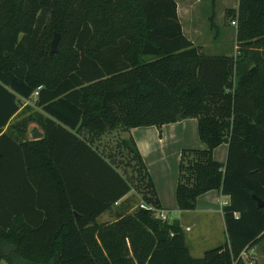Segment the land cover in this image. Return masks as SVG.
<instances>
[{"label":"trees","instance_id":"16d2710c","mask_svg":"<svg viewBox=\"0 0 264 264\" xmlns=\"http://www.w3.org/2000/svg\"><path fill=\"white\" fill-rule=\"evenodd\" d=\"M177 8L176 0H0V263L258 264L243 253L264 241V0H239L226 11L238 23L237 56L195 46ZM37 90L43 113L12 122ZM189 117L198 118L207 148L182 153L179 209L194 210L210 190L230 196L228 240L202 258L192 256L177 219L140 206L100 223L132 186L71 131L98 137ZM32 124L42 138H29ZM57 133L73 139L95 169H67ZM227 135L221 163L213 151ZM122 145L139 168L131 178L141 201L161 208L136 143Z\"/></svg>","mask_w":264,"mask_h":264},{"label":"crops","instance_id":"0c3cea01","mask_svg":"<svg viewBox=\"0 0 264 264\" xmlns=\"http://www.w3.org/2000/svg\"><path fill=\"white\" fill-rule=\"evenodd\" d=\"M176 2L178 5V15L184 34L194 43L195 46L201 47L204 51V45L198 41L199 28L196 27V19H194V16L186 14L188 12L186 4L183 7L179 0H176ZM235 8H238V6ZM183 11H185V13ZM183 15L185 16L186 20H184L185 18H183ZM235 28L237 29V27ZM236 38L237 37L235 36L236 45L233 50L228 49L226 52L222 53H215L213 51L208 55L235 56V51L238 48V42ZM233 89L234 88H232V86L227 87L226 93L231 94ZM35 97L36 96L33 95L34 100ZM25 101L27 102L28 100ZM38 110L43 113L40 108H38ZM38 127L44 134L43 129L40 126ZM71 131L81 138L86 139L87 143L92 147V149L100 154L107 162L111 163L131 186L132 184L130 178L132 167L128 164V158H126V156L128 157L127 154L129 149L122 145V141L126 139L134 140L146 165V168L154 182L158 199L161 204V209L171 211L174 214L173 219H177L180 222L181 227L185 231L187 244L193 257L202 258L207 250L218 247L228 240L223 207L229 204V195L223 194L221 190H210L198 197L196 208L194 210H180L177 204L176 190L179 181V166L183 151L185 149L204 150L207 148V144L202 141L199 136L197 117L185 118L177 122L164 124L161 127L152 125L125 129L122 126H118L117 128L107 131L98 137L92 136V134H90L85 128L82 130ZM30 136L31 135L29 134V138L33 139ZM55 138L57 142L59 158L61 161H63L67 169L76 171L75 166L78 163L82 164V172L84 170L86 172H91L93 169H95L92 168V170H89V166H91L89 162L90 159L84 157V151L81 155L78 154L80 147L73 139L66 136L63 137L62 133H57ZM228 152L229 135H227V139L222 144L214 149L213 157L221 163H226L228 159ZM77 157L81 158L77 160ZM74 184L75 182H71V185ZM137 195V192L132 186V190L120 198L112 206L111 211L104 212L98 218L101 216L105 217L108 213H112L116 219L117 215L120 213H132L136 206L132 202L131 198ZM142 203L146 202L142 201ZM201 217L205 219L203 226L206 228H211L213 224L216 226V221L218 222L222 233V240L220 244L209 248L206 245L189 244V233L194 231L195 235L198 234L195 228L198 226ZM255 248L257 247L255 246ZM245 254L246 253H243V257ZM3 261L5 264H9L5 260Z\"/></svg>","mask_w":264,"mask_h":264},{"label":"rangeland","instance_id":"374dc122","mask_svg":"<svg viewBox=\"0 0 264 264\" xmlns=\"http://www.w3.org/2000/svg\"><path fill=\"white\" fill-rule=\"evenodd\" d=\"M179 2H181V5L183 7L186 4L188 9V12L186 14L194 16V19H196V27L199 28L198 41H200V43L204 45L205 53L211 54L213 51L215 53H222L226 52L228 49L233 50L235 48L236 26L231 23L233 20L226 18V11L230 8L237 7L239 0H216L213 4L210 0H179ZM183 12L185 13V11ZM184 15L183 18H185ZM184 20H186V18ZM211 20L214 22V24L211 23ZM238 54L239 49L237 48L235 51V56H237ZM36 112H39V110L33 98L29 99L27 102L25 100H21L20 111L14 117L12 122H15L29 114H33ZM127 155L128 157L126 156V158H128L127 161L129 164V158L131 157V155ZM131 164L134 165H132L133 169L131 170V175L132 178H135L139 174V168L135 169V164ZM132 178V186L134 187L138 195L133 196L131 199L137 208L140 206V204H142V193L138 190L139 185L137 183V178L135 180H133ZM98 220L100 223H114L116 219L114 218V215L112 213H108L105 217L101 216L100 218H98ZM204 220L205 219L201 217L198 226L195 228L198 234L195 235L194 231L189 233V244L206 245L208 246V248L220 244L222 240V233L219 228L218 222L216 221V226H214L213 224L211 228H206L205 226H203ZM256 247L257 248H250V250L244 255V257L245 259L253 258L258 262V264H264V241L259 245H256ZM0 264H5V262L2 261Z\"/></svg>","mask_w":264,"mask_h":264},{"label":"built area","instance_id":"2783aa9c","mask_svg":"<svg viewBox=\"0 0 264 264\" xmlns=\"http://www.w3.org/2000/svg\"><path fill=\"white\" fill-rule=\"evenodd\" d=\"M232 24L237 27V25H238L237 20H233ZM34 95L35 96L38 95V90L34 93ZM140 207L143 209L152 211L155 214V216H157L158 218H160L164 221H171L174 218V214L171 211L161 209V208H157L153 205L142 203V204H140Z\"/></svg>","mask_w":264,"mask_h":264},{"label":"water","instance_id":"95a60500","mask_svg":"<svg viewBox=\"0 0 264 264\" xmlns=\"http://www.w3.org/2000/svg\"><path fill=\"white\" fill-rule=\"evenodd\" d=\"M59 39H60L59 34H56L54 39H53V41H52L51 54L54 53L57 50ZM29 134L31 135V137L33 139H39V138H42L44 136L43 132L40 131L38 125H36V124H32L30 126ZM258 203H259V206H263L264 205V203L260 199H258ZM74 214L76 215L77 218H79V215H78L77 211H75Z\"/></svg>","mask_w":264,"mask_h":264}]
</instances>
